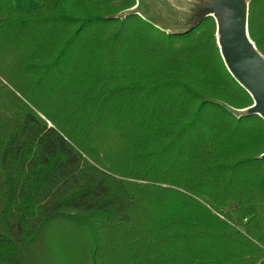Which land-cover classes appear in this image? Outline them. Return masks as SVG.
Segmentation results:
<instances>
[{
    "label": "trees",
    "instance_id": "obj_1",
    "mask_svg": "<svg viewBox=\"0 0 264 264\" xmlns=\"http://www.w3.org/2000/svg\"><path fill=\"white\" fill-rule=\"evenodd\" d=\"M35 1L0 0V264H264V119L214 18ZM246 29L264 57V0Z\"/></svg>",
    "mask_w": 264,
    "mask_h": 264
},
{
    "label": "rangeland",
    "instance_id": "obj_2",
    "mask_svg": "<svg viewBox=\"0 0 264 264\" xmlns=\"http://www.w3.org/2000/svg\"><path fill=\"white\" fill-rule=\"evenodd\" d=\"M216 1L220 4L239 2L240 5H238V7L241 12V17L243 14V22L246 20L247 0H214L213 3L215 4ZM202 2L203 0H137V5H139L135 7V9L143 18L149 20L166 32L179 33L189 28L188 25L195 19L196 12L200 10V7H203L200 5L204 3ZM14 4L18 8L29 9L36 5V1L14 0ZM229 10L235 14H239L237 6L230 7ZM236 25L239 26L241 34V27L239 24H229V27L232 26L233 30L228 43L232 45V53L234 52L236 55L233 62L237 64L240 63V65H247L251 62L252 53L249 51L245 36H242V38L240 35L237 36L238 32ZM228 63L229 62L226 60L225 64L228 65Z\"/></svg>",
    "mask_w": 264,
    "mask_h": 264
},
{
    "label": "water",
    "instance_id": "obj_3",
    "mask_svg": "<svg viewBox=\"0 0 264 264\" xmlns=\"http://www.w3.org/2000/svg\"><path fill=\"white\" fill-rule=\"evenodd\" d=\"M248 3V0H247ZM211 16V12H207L206 14L199 17L200 20L204 16ZM247 18V14H246ZM198 20H196L192 25H194ZM238 24L241 27V34L240 28L237 25V32L238 35L242 38L245 36L246 38V20L244 22L240 19ZM191 25V26H192ZM189 26V27H191ZM247 46L249 51L252 55L251 62L247 65H240V63H234L235 60V53H232V45L229 43L227 44V53L225 54V61L227 60L229 63L227 67L229 68L231 74L234 78L251 94L254 104L251 107L252 111L264 119V57L254 49L253 45L246 40ZM254 107V108H253Z\"/></svg>",
    "mask_w": 264,
    "mask_h": 264
},
{
    "label": "crops",
    "instance_id": "obj_4",
    "mask_svg": "<svg viewBox=\"0 0 264 264\" xmlns=\"http://www.w3.org/2000/svg\"><path fill=\"white\" fill-rule=\"evenodd\" d=\"M205 0H203L204 2ZM214 0H206L203 4H200L203 7H200V10L196 12L195 14V19L191 21V24L188 26H191L196 20L199 19L202 15L206 14L207 12H211V16L214 18L216 22V40L218 47L220 49L222 58L225 62V54L227 53V44L229 42V38L232 34L233 27H229V24H238V21L241 19V12L239 10V14H236L232 11H230V7L237 6L239 9L238 5H240L239 2H227L226 4H220V3H213ZM195 20V21H194ZM237 27V25H236ZM246 37L248 41L251 43V45L254 44L252 41L249 39L246 31ZM255 48V47H254ZM256 49V48H255ZM257 51V50H256Z\"/></svg>",
    "mask_w": 264,
    "mask_h": 264
},
{
    "label": "bare ground",
    "instance_id": "obj_5",
    "mask_svg": "<svg viewBox=\"0 0 264 264\" xmlns=\"http://www.w3.org/2000/svg\"><path fill=\"white\" fill-rule=\"evenodd\" d=\"M238 12H239V9H238ZM236 15V14H235ZM241 17V16H240ZM241 20L243 21V14H242V17H241ZM247 38V37H246ZM247 40V39H246ZM252 46V45H251Z\"/></svg>",
    "mask_w": 264,
    "mask_h": 264
}]
</instances>
